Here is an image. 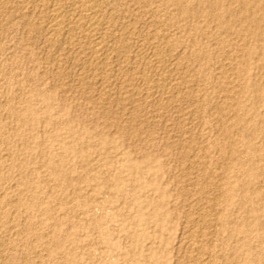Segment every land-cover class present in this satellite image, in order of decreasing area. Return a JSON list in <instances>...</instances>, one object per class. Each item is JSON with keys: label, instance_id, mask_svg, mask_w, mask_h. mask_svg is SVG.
I'll use <instances>...</instances> for the list:
<instances>
[{"label": "rangeland", "instance_id": "1", "mask_svg": "<svg viewBox=\"0 0 264 264\" xmlns=\"http://www.w3.org/2000/svg\"><path fill=\"white\" fill-rule=\"evenodd\" d=\"M58 1L0 9V264H264V0Z\"/></svg>", "mask_w": 264, "mask_h": 264}, {"label": "bare ground", "instance_id": "2", "mask_svg": "<svg viewBox=\"0 0 264 264\" xmlns=\"http://www.w3.org/2000/svg\"><path fill=\"white\" fill-rule=\"evenodd\" d=\"M33 0H0V9L3 11V10H6L7 11V9H11V8H26L30 3H34V2H32ZM47 1V0H46ZM56 1V0H55ZM66 1H70V0H61V2L60 1H58L59 3L58 4H53V6L51 7L50 5L48 6V5H46V4H43L42 3V5H44V8H45V11H46V13H49L50 14V18H51V20H50V22H51V25H50V28L52 29V32H53V34H56L57 35V33H59V31H60V29L62 28V26H64L65 25V20H64V16H63V11H62V13H61V10H62V7H63V5H64V3H66ZM73 2H74V0H72ZM234 1H236V2H239V3H241L243 6H241V11H242V13L247 17V18H251V10H250V5H248V4H244V3H242V1L243 0H234ZM40 2V1H39ZM42 2V1H41ZM78 2H80L79 0H78ZM81 4H82V6H81V8H80V10H81V12H80V15L83 17V19H86V20H88L89 22H87L89 25H88V28H89V30H93V28H95L96 27V25H99L98 24V16H99V11H98V5H97V3H96V0H81ZM52 3V2H51ZM69 3V2H68ZM75 3L77 4V2L75 1ZM213 3H214V5H213V7H212V13H213V16H215V18L217 19V21H219V22H222L221 20L223 19V15L220 13L221 11H223V7H222V3H221V1L220 0H217V1H213ZM235 3V2H234ZM41 4V3H40ZM78 4H80V3H78ZM236 4V3H235ZM67 5V4H66ZM36 6V5H35ZM68 6V5H67ZM102 6V5H101ZM79 7V6H78ZM28 8V7H27ZM30 8V7H29ZM35 8V7H34ZM65 8H67V7H65ZM237 8V7H236ZM0 10V11H1ZM25 10V9H24ZM38 10V9H37ZM65 10V9H64ZM79 10V11H80ZM100 10V9H99ZM194 8L192 7V6H190V5H186V6H180V12L184 15V16H187V17H190V16H193L194 15ZM9 11V10H8ZM13 11V10H12ZM43 11V10H42ZM45 11H44V14H45ZM10 12V11H9ZM23 12H25V11H23ZM76 12H78V11H76ZM6 13V12H5ZM101 13V12H100ZM111 13V12H110ZM12 14V13H11ZM34 14V13H33ZM103 14H104V12H103ZM240 14V13H239ZM4 15V14H3ZM20 15V14H19ZM30 15V14H29ZM79 15V17H80V19H82V17ZM157 15V14H156ZM67 16V15H66ZM177 16V15H176ZM24 17V16H23ZM26 17H28V16H26ZM45 17H47V16H45ZM44 17V18H45ZM205 17V16H204ZM212 17V16H211ZM254 17V16H253ZM34 18V17H33ZM230 18V17H229ZM70 19V18H69ZM261 19V18H260ZM37 20V19H36ZM247 20V19H246ZM75 21V20H74ZM78 21V20H77ZM3 22V21H2ZM104 22V21H103ZM245 22V21H244ZM75 23V22H74ZM79 23V22H78ZM85 23H86V21H85ZM84 23V24H85ZM162 23V22H161ZM77 24V23H76ZM203 24V23H202ZM48 25V24H47ZM79 25H80V23H79ZM101 25V24H100ZM107 25V24H106ZM33 26V25H32ZM85 26V25H84ZM87 26V25H86ZM260 26V25H259ZM1 27V26H0ZM249 27H250V25H249ZM49 28V29H50ZM97 28V27H96ZM95 28V29H96ZM100 28V27H99ZM238 28V27H237ZM262 28V27H261ZM50 29V30H51ZM78 29V28H77ZM98 29V28H97ZM164 29V28H163ZM263 29V28H262ZM86 30V29H85ZM88 30V29H87ZM106 30V29H105ZM243 30V29H242ZM252 30V29H251ZM1 31V30H0ZM65 31V30H64ZM70 31V30H69ZM84 31V30H83ZM152 31V30H151ZM163 31V30H162ZM229 31V30H228ZM253 31V30H252ZM34 32V31H33ZM61 32V31H60ZM72 32V31H71ZM98 32V31H97ZM100 32V31H99ZM111 32V31H110ZM101 33H103V32H101ZM158 33V32H157ZM228 33V32H227ZM253 33V32H252ZM258 33V32H257ZM93 34V33H92ZM96 34V33H95ZM109 34V33H108ZM108 34H106L105 36H107ZM153 34V33H152ZM259 34V33H258ZM56 35H55V37H56ZM77 35V34H76ZM154 35V34H153ZM156 35V34H155ZM234 35V34H233ZM252 35V34H251ZM250 35V36H251ZM58 36V35H57ZM93 36V35H92ZM91 36V37H92ZM103 36V35H102ZM104 36V37H105ZM111 36V35H110ZM166 36V35H165ZM75 37V36H74ZM96 37H97V35H96ZM95 37V38H96ZM116 37V36H115ZM173 37V36H172ZM243 37V36H242ZM54 38V37H53ZM57 38V37H56ZM244 38V37H243ZM248 38V37H247ZM109 39V38H108ZM160 39V38H159ZM239 39V38H238ZM245 39V38H244ZM262 39V38H261ZM52 40V39H51ZM96 40H98L97 38H96ZM102 41H103V39H101ZM105 40V39H104ZM163 40V39H162ZM167 40V39H166ZM170 40V39H169ZM50 41V40H49ZM66 41H67V39H66ZM122 41V40H121ZM250 41V40H249ZM248 41V42H249ZM76 42V41H75ZM103 42H105V41H103ZM81 43V42H80ZM97 43H99L98 41H97ZM162 43L163 42H161V44H160V46H162ZM109 44H111V43H109ZM108 44V45H109ZM116 44V43H115ZM115 44H114V46H115ZM119 44H121V43H119ZM166 44V43H165ZM195 44V43H194ZM247 44V43H246ZM88 45V44H87ZM97 45V46H96ZM95 46V49H94V56H97L96 57V59L99 57L100 58V56H101V59H103L102 57L104 56V59H105V57H106V59L105 60H107L108 59V57H107V55H109L108 54V52H109V49H108V47H106V46H104L103 45V43H99V44H96ZM112 45V44H111ZM117 45V44H116ZM153 45V44H152ZM151 45V46H152ZM157 45V44H156ZM164 45V44H163ZM260 45V44H259ZM258 45V46H259ZM118 46V45H117ZM124 46V45H123ZM126 46V45H125ZM166 45H164L163 47H165ZM119 47H121V46H119ZM226 47V46H225ZM92 48V47H91ZM94 48V47H93ZM92 48V49H93ZM110 48V47H109ZM113 48V47H112ZM111 48V49H112ZM142 48V47H141ZM145 48V47H144ZM169 48V47H168ZM201 48V47H200ZM150 49V48H149ZM155 50H154V53H155V55L157 56H155L156 58H158L159 59V57H161V47L159 48V47H155L154 48ZM164 49V48H163ZM173 49V48H172ZM171 49V50H172ZM85 50V49H84ZM91 50V49H90ZM126 50V49H125ZM176 50V49H175ZM120 51V50H119ZM151 51V50H150ZM165 51V50H164ZM166 51H167V49H166ZM87 52V51H86ZM112 52V51H111ZM110 52V53H111ZM169 53V52H168ZM185 53V52H184ZM189 53V52H188ZM191 53V52H190ZM113 54V53H112ZM120 54V53H119ZM122 55H124L123 53H121ZM147 54V53H146ZM152 54V53H151ZM242 54V53H241ZM89 55V54H88ZM127 55V54H126ZM153 55V54H152ZM129 56V55H128ZM141 56V55H140ZM170 56H171V53H170ZM179 56V55H178ZM182 56V55H181ZM199 56V55H198ZM152 57V56H151ZM154 57V56H153ZM180 57V56H179ZM186 57V56H185ZM190 57V56H189ZM194 57V56H193ZM235 57H237V56H235ZM240 58L237 60V59H235L236 61H234V62H231L230 63V65L233 67H235L234 69L236 70V67L238 68V69H241V67L244 65V64H246V62L247 61H245L246 60V58H244L243 57V55L242 56H239ZM246 57H247V54H246ZM93 58V57H92ZM95 58V57H94ZM128 58V57H127ZM143 58V57H142ZM149 58V57H148ZM163 58V57H162ZM104 59H103V61H104ZM125 59V58H124ZM130 59V58H129ZM144 59V58H143ZM176 59V58H175ZM202 59V58H201ZM2 60V59H1ZM152 60H153V58H152ZM161 60V59H160ZM125 61V60H124ZM143 61V60H142ZM188 61V60H187ZM190 61V60H189ZM256 61H258V59L256 60ZM92 62V61H91ZM94 62V61H93ZM136 62V61H135ZM147 62V61H146ZM150 62H151V60H150ZM149 62V63H150ZM156 62V61H155ZM163 62V61H162ZM97 62H95V64H96ZM128 63V62H127ZM143 63V62H142ZM177 63V62H176ZM182 63V62H181ZM189 63V62H188ZM109 64V63H108ZM154 64V63H153ZM152 64V65H153ZM173 64V63H172ZM178 64V63H177ZM255 64V63H254ZM93 65V64H92ZM103 65V64H102ZM105 65V64H104ZM128 65H129V63H128ZM136 65V64H135ZM145 65V64H144ZM164 65V64H163ZM97 66V65H96ZM99 66V65H98ZM141 66V65H140ZM147 66V65H146ZM182 66V65H181ZM185 66V65H184ZM191 66V65H190ZM189 66V67H190ZM91 67V66H90ZM144 67V66H143ZM149 67V66H148ZM151 67V66H150ZM186 67V66H185ZM188 67V66H187ZM240 67V68H239ZM255 67V66H254ZM112 68V67H111ZM140 68V67H139ZM138 68V69H139ZM145 68V67H144ZM153 68H154V66H153ZM157 67H155V69H156ZM98 69V68H97ZM109 69V68H108ZM136 69V68H135ZM145 69H147V68H145ZM181 69V68H180ZM122 70V69H121ZM139 70H141V69H139ZM149 70H150V68H149ZM160 70V69H159ZM158 70V71H159ZM161 70H164V69H161ZM160 70V71H161ZM210 70V69H209ZM229 70H230V68H229ZM232 70H233V68H232ZM262 70V69H261ZM6 71V70H5ZM148 71V70H147ZM152 71V70H151ZM159 71V72H160ZM227 71V70H226ZM166 72V71H165ZM183 72V71H182ZM132 73H134V72H132ZM156 73V72H155ZM162 73V72H161ZM201 73V72H200ZM224 73V72H223ZM226 74H227V72H225ZM98 74V73H97ZM147 74V73H146ZM157 74V73H156ZM155 74V75H156ZM160 74V73H159ZM165 75H166V73H164ZM190 74V73H189ZM138 75H140V73L138 74ZM144 75V74H143ZM142 74H141V76H143ZM188 75V74H187ZM192 75V74H191ZM162 76V75H161ZM169 76H170V74H169ZM186 76V75H185ZM190 76V75H189ZM188 76V77H189ZM143 77H145V76H143ZM172 77V76H171ZM222 77H224V76H222ZM160 78H162V77H160ZM182 78V77H181ZM194 78V77H193ZM238 78V77H237ZM149 79V78H148ZM147 79V81L149 82V80ZM159 79V78H158ZM162 79H164V77L162 78ZM183 79V78H182ZM190 79V78H189ZM128 80V79H127ZM139 80V79H138ZM143 80H144V78H143ZM186 80H187V78H186ZM134 81V80H133ZM156 81V80H155ZM236 81V80H235ZM148 82H147V84H148ZM157 82H160V79H159V81L157 80ZM156 82V83H157ZM164 82V81H163ZM107 83V82H106ZM180 83V82H179ZM200 83V82H199ZM230 83V82H229ZM129 84V83H128ZM131 84V83H130ZM135 84V83H134ZM145 84H146V82H145ZM149 84H150V82H149ZM148 84V85H149ZM154 84V83H153ZM160 84V83H159ZM183 84V83H182ZM190 84V83H189ZM144 85V84H143ZM147 85V86H148ZM151 85V84H150ZM150 85L148 86V87H146V88H144V90L146 91V95H147V97L146 98H150L151 96H153L152 95V91H153V89L152 88H150ZM241 85V84H240ZM103 86V85H102ZM106 86V85H105ZM128 86V85H127ZM152 86H154V85H152ZM156 86H157V84H156ZM160 86V85H159ZM197 86V85H196ZM244 86V85H243ZM129 87V86H128ZM133 87V86H132ZM136 87V86H135ZM162 87V86H161ZM194 87H195V85H194ZM159 88V87H158ZM133 89V88H132ZM163 89V88H162ZM243 89V88H242ZM135 90V89H134ZM137 90V89H136ZM140 90L141 89H139L138 90V92H140ZM144 90H143V92H144ZM152 90V91H151ZM160 90V89H159ZM158 90V91H159ZM18 91V90H17ZM21 91V90H20ZM125 91V90H124ZM142 91V90H141ZM155 91V90H154ZM153 91V92H154ZM165 91H166V89H165ZM181 91V90H180ZM137 92V93H138ZM157 92V91H156ZM156 92H154V94L156 93ZM160 92V91H159ZM232 92V91H231ZM125 93H127V92H125ZM161 93V92H160ZM180 93H182V92H180ZM135 94V93H134ZM143 94V93H142ZM145 94V93H144ZM157 94V93H156ZM167 94V93H166ZM141 95V94H140ZM160 95V94H159ZM173 95V94H172ZM184 95V94H183ZM229 95V94H228ZM23 96V95H22ZM135 96V95H134ZM138 96V95H137ZM163 96H165V95H163ZM192 96V95H191ZM257 96V95H256ZM156 97V96H155ZM203 97H204V95H203ZM229 97V96H228ZM231 97V96H230ZM229 97V98H230ZM145 98V97H144ZM143 98V99H144ZM154 97H152V99H153ZM194 98V97H193ZM121 99V98H120ZM161 99V98H160ZM126 100V99H125ZM139 100V99H138ZM145 100V99H144ZM143 100V101H144ZM175 100V99H174ZM173 100V101H174ZM134 101V100H133ZM135 102V101H134ZM148 102V101H147ZM146 102V103H147ZM195 102V101H194ZM199 102V101H198ZM235 102V101H234ZM123 103H125V102H123ZM130 103V102H129ZM150 103V102H149ZM176 103V102H175ZM178 103H180V102H178ZM4 104V103H3ZM139 104H140V102H139ZM200 104V103H199ZM205 104V103H204ZM143 105V104H142ZM202 105V104H201ZM217 105V104H216ZM237 105V104H236ZM133 106H134V104H133ZM141 106V105H140ZM151 106V105H150ZM164 106V105H163ZM197 106H198V104H197ZM200 106V105H199ZM130 107V106H129ZM165 107V106H164ZM169 107V106H168ZM201 107V106H200ZM138 108V107H137ZM140 108V107H139ZM161 108V107H160ZM171 108V107H170ZM234 108V107H233ZM17 110V109H16ZM164 110V109H163ZM168 110V109H167ZM197 111H198V109H197ZM212 111V110H211ZM216 111V110H215ZM12 112L15 114V110H12ZM200 112V111H199ZM219 113H221V112H219ZM224 115V114H223ZM7 116V115H6ZM12 116V115H11ZM110 116V115H109ZM132 116V115H131ZM225 116V115H224ZM102 117V116H101ZM202 117V116H201ZM219 119V118H218ZM232 119V118H231ZM6 120V119H5ZM201 120V119H200ZM129 122V121H128ZM205 122V121H204ZM213 122V121H212ZM223 124V123H222ZM1 125V124H0ZM224 125V124H223ZM238 125V124H237ZM240 126V125H239ZM130 127V126H129ZM137 127V126H136ZM230 127V126H229ZM243 127V126H242ZM122 129V128H121ZM11 130V129H10ZM142 130V129H141ZM231 130V129H230ZM7 135V134H6ZM3 137V136H2ZM234 137V136H233ZM0 141H1V139H0ZM1 147V146H0ZM261 148V147H260ZM264 148V147H263ZM220 149V148H219ZM9 155V154H8ZM206 155V154H205ZM11 156V155H10ZM6 157V156H5ZM227 159H228V157H226ZM3 161V160H2ZM12 161V160H11ZM50 163V162H49ZM226 164V163H225ZM42 167V166H41ZM222 167V166H221ZM2 168V167H1ZM2 170H3V168H2ZM231 174V173H230ZM1 177H3V176H1ZM1 177H0V182H2V179H1ZM17 179V178H16ZM4 180V179H3ZM2 184V183H1ZM7 185V184H6ZM232 190V189H231ZM9 196V195H8ZM223 196V195H222ZM16 198V197H15ZM231 200V199H230ZM206 201V200H205ZM220 201V200H219ZM22 207V206H21ZM216 210V209H215ZM17 211V210H16ZM213 212V211H212ZM29 216V215H28ZM225 216V215H224ZM228 217V216H227ZM18 220V219H17ZM223 220H225V219H223ZM212 222V221H211ZM8 223V222H7ZM41 224V223H40ZM217 224V223H216ZM218 226V225H217ZM222 228V227H221ZM217 230V229H216ZM222 235V234H221ZM40 243V242H39ZM191 243V242H190ZM193 243V242H192ZM194 243H195V241H194ZM197 244V243H196ZM191 245V244H190ZM198 245V244H197ZM193 246V245H192ZM202 247V246H201ZM201 247H200V249H201ZM1 248V247H0ZM193 249L195 250L196 248H195V244H194V247H193ZM199 249V248H198ZM199 249V250H200ZM1 250V249H0ZM211 250V249H210ZM197 251V250H196ZM195 251V252H196ZM203 251V250H202ZM205 251V250H204ZM45 252V251H44ZM190 252V251H189ZM194 252V251H193ZM199 252H201V251H199ZM193 254V253H192ZM205 254V253H204ZM202 255V254H201ZM205 256H207V254L205 255ZM203 257V256H202ZM224 257V256H223ZM191 260V259H190ZM195 260V259H194ZM198 260V259H197ZM211 260V259H210ZM263 262V261H262ZM39 263V262H38ZM207 263V262H206ZM212 264V263H211Z\"/></svg>", "mask_w": 264, "mask_h": 264}]
</instances>
